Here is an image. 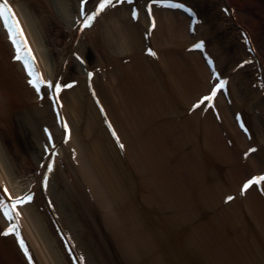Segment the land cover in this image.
Wrapping results in <instances>:
<instances>
[{"label":"bare ground","instance_id":"bare-ground-1","mask_svg":"<svg viewBox=\"0 0 264 264\" xmlns=\"http://www.w3.org/2000/svg\"><path fill=\"white\" fill-rule=\"evenodd\" d=\"M197 1L125 3L82 30V0H0L23 25L33 66L72 85L41 95L27 64L13 61L0 13V79L15 87L12 104L8 89L0 98V186L36 194L16 219L0 213V264H264V189L244 191L264 176V0L251 13L252 0ZM16 120L39 144L34 155L23 154L27 144L11 151ZM93 132L94 141L78 138ZM42 141L57 149L51 172ZM13 225L19 234L4 235ZM230 244L238 252L223 256Z\"/></svg>","mask_w":264,"mask_h":264},{"label":"snow or ice","instance_id":"snow-or-ice-1","mask_svg":"<svg viewBox=\"0 0 264 264\" xmlns=\"http://www.w3.org/2000/svg\"><path fill=\"white\" fill-rule=\"evenodd\" d=\"M137 0H97V2L93 5L92 0H82L81 3V9H80V14L78 16V24L77 26L82 29H90L96 25L98 22L99 18L104 15L109 9L115 8L119 5H124L125 3H129L132 5H135ZM151 4L155 5H160V4H166L169 7H174V8H184L185 5L183 3H178V4H170L168 3V0H151ZM14 9H12L11 5L9 4L7 7V10L0 8V13H3L5 16V19L8 22V27L11 32V40L14 42L18 55L16 56L17 59H22L28 67V72L31 75V80L30 83L38 90L40 91L41 95H43V91L47 88H55L56 94H59L64 90L65 87H72L71 84H61L58 83L56 80H46L44 78V75L42 72L39 71L37 67L33 66V62L35 60V53L33 52L30 43H28L27 40V35L24 32L23 25L19 23L18 17H13ZM148 12H153V8L151 5L148 6L147 8ZM188 11H192L191 9H188ZM134 18L136 20L140 19V9L138 7L133 8L132 12ZM15 20V23L13 21ZM152 20V26L153 28L156 27V17L153 12V15L151 16ZM21 41H23V46L21 44ZM205 45L203 42L200 44H197V48H203ZM151 51V49L149 50ZM22 54V55H21ZM153 56L157 55L154 51L151 52ZM81 60H83V57H81ZM214 66V62H213ZM93 77L95 76V73L91 74ZM219 75V73H217ZM227 86V83H221L218 88H216L210 95L205 96L200 103L196 104V108H200L201 106H206L207 103H211L215 101L217 93L222 88H225ZM53 95V99L57 98V95ZM109 123H111L109 121ZM69 134L71 132V129L69 127L68 129ZM115 132V129H113ZM51 135V132L49 133ZM117 139L119 140V135L117 134ZM54 143V141H53ZM121 147H123V144H121ZM257 149L253 148L252 152H256ZM251 155V153H249ZM53 167L55 166V162L53 161ZM50 175V174H49ZM259 184L262 189H264V176H258L255 179L249 181L248 184L245 185L244 191L245 193L253 187V185ZM43 185L44 187H47L48 185V180L45 179L43 180ZM7 191V189H5ZM7 195L9 197H12V193L10 191H7ZM36 199V194L35 192H30L24 196H19V197H14L11 200V203H9L8 200H0V207L3 208L7 218L9 220H14L18 215H22L20 213L18 205L21 204H27L29 202H32ZM229 201L234 200L235 197L230 196ZM19 225H13L12 227H9L6 232L4 233L5 235H12V234H19L17 233V228ZM23 242V241H22ZM27 250V249H26Z\"/></svg>","mask_w":264,"mask_h":264},{"label":"rangeland","instance_id":"rangeland-1","mask_svg":"<svg viewBox=\"0 0 264 264\" xmlns=\"http://www.w3.org/2000/svg\"><path fill=\"white\" fill-rule=\"evenodd\" d=\"M252 3H250L249 1H246L245 2V4H244V7H243V11H246V10H248L249 11V13H251L250 11L252 10V7H253V9H256V7H254L253 5V0L251 1ZM196 4H198V6L197 7H202L201 5L203 4V2H202V4H201V2H200V0L199 1H197L196 2ZM206 5H209L208 4V1H207V3H205ZM205 5V6H206ZM210 6V8H207V9H210V12L211 11H220L219 9H215L214 8V6H213V8H214V10H212L211 8H212V6L211 5H209ZM255 6H256V4H255ZM203 12L201 11V14H202ZM214 18V17H213ZM217 18H218V16H217ZM217 22V21H216ZM215 22V23H216ZM216 36H218V35H216ZM224 37H225V35H224ZM214 38V37H213ZM226 40H227V37H226ZM257 41H259L258 39H257ZM256 42V41H255ZM260 42V41H259ZM212 43H213V40H212ZM256 44H257V42H256ZM263 49H264V47H263ZM8 53H10V52H8ZM175 54H176V56L177 55H179L180 54V52H178V53H176L175 52ZM183 55L184 54H181V57H183ZM6 58V57H5ZM2 63V58H1V56H0V67H1V64ZM9 85H10V87H11V89H13V92H15V87L14 86H12V82L9 80V77H5V79H3V78H1L0 79V98H3L1 101H3V100H5L4 99V97H5V95L4 94H2V92H3V90L5 89H8V91H10V87H9ZM191 88L190 87H187L186 88V90L185 91H189ZM10 93V94H9ZM6 96L9 98V100L7 101V102H10L11 104L13 103V101H11V99L13 98L12 96H11V91L9 92ZM188 93V92H187ZM4 95V97H2V95ZM196 95V94H195ZM185 96L187 97L188 96V94L186 95L185 94ZM190 96V95H189ZM189 96L187 97L188 99H189ZM7 97H5V98H7ZM155 114V113H154ZM146 119V118H145ZM16 122H17V120H16ZM150 122V121H149ZM100 123H101V121H100ZM151 123V122H150ZM203 126V125H202ZM8 130H7V132H9V133H11V134H13L14 135V137H12L11 135L9 136L8 134H7V136H8V143H9V145H10V147L12 148V152H13V147H12V145L11 144H13V146H17V145H19V146H23V145H25V144H27L26 145V147L24 146V148H21L22 149V152H23V154H26V155H34V153H37L38 151H39V144H37L36 143V141L32 138V135H31V132H30V130H27V128H26V126H22V125H20V123L18 124V122L15 124H9V127L7 128ZM90 131H92V130H90ZM6 132V133H7ZM97 133V132H96ZM95 134H94V132L92 133V135H90V134H88L87 133V135H85V136H82V137H80V136H78V138H81L83 141L85 140L86 142L87 141H89V140H91V141H94L95 139H94V137L95 138H97L96 136H94ZM91 136V137H90ZM5 137V136H4ZM87 137V138H86ZM6 138V137H5ZM13 138V139H12ZM75 140H76V138H75ZM155 141H157V140H155ZM196 142V141H195ZM11 143V144H10ZM88 143V142H87ZM17 144V145H16ZM28 144H30L31 145V147H29L28 146ZM195 144V143H194ZM33 145H35V148H33ZM69 145H71V147H74V146H76V143L75 142H70V144ZM28 146V147H27ZM14 147V148H15ZM66 149V148H65ZM63 152H65V153H62L63 155H65V154H68V151H66V150H64ZM61 154V157H60V159L62 158V155ZM187 159H188V157H186ZM31 159V158H30ZM191 160V159H190ZM238 160V159H237ZM237 160H236V162L235 163H238L237 162ZM192 162V161H191ZM241 164V163H240ZM244 172H246V170L244 171ZM59 174H61L62 175V173L61 172H58ZM63 176V175H62ZM2 178H3V176H0V179L2 180ZM3 180H5L4 178H3ZM67 180V179H66ZM225 180H226V176H225ZM225 183V182H224ZM222 187H224V186H222ZM228 188V186L226 185V187H224L223 189L225 190V189H227ZM229 189V188H228ZM84 190V189H83ZM88 191V190H87ZM86 191V193H88ZM212 191V190H211ZM211 193V192H210ZM87 195L88 194H86V199H87ZM201 195H203V194H200V196ZM202 198V197H201ZM200 201H201V199H200ZM123 202H124V200H123ZM201 204H203L202 203V201L200 202ZM192 204V203H191ZM191 204L189 205V207H191V208H193V206H191ZM191 208H189V209H191ZM117 211H120L119 209L117 210ZM80 212V211H79ZM206 214H208V213H206ZM218 243H219V241H218ZM251 244H253V243H251ZM215 245H217V243L215 242ZM221 246H222V243L220 244ZM220 246V247H221ZM223 249V248H222ZM234 253V252H238L237 251V249H236V247L233 245V247H232V245L230 244V248L227 250V252L225 251H223L222 252V254H223V256H228L229 257V254L230 253ZM85 253H87V252H85ZM258 252H254V254L252 255V256H254V255H256ZM86 256H87V254H86ZM209 262V260H208V258H207V264H209L208 263ZM246 263V262H245ZM244 263V264H245Z\"/></svg>","mask_w":264,"mask_h":264}]
</instances>
